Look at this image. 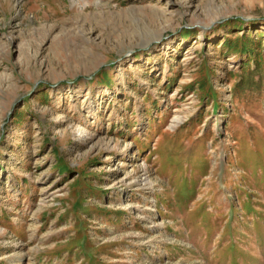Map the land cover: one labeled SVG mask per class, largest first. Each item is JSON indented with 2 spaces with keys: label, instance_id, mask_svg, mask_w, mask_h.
<instances>
[{
  "label": "rangeland",
  "instance_id": "obj_1",
  "mask_svg": "<svg viewBox=\"0 0 264 264\" xmlns=\"http://www.w3.org/2000/svg\"><path fill=\"white\" fill-rule=\"evenodd\" d=\"M0 264H264V0H0Z\"/></svg>",
  "mask_w": 264,
  "mask_h": 264
}]
</instances>
